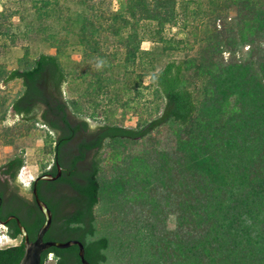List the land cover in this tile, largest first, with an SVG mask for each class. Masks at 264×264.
<instances>
[{"label":"trees","instance_id":"16d2710c","mask_svg":"<svg viewBox=\"0 0 264 264\" xmlns=\"http://www.w3.org/2000/svg\"><path fill=\"white\" fill-rule=\"evenodd\" d=\"M77 1L76 7H82V13L66 17L65 29L78 24L79 44L89 53H98L95 35L99 27L92 19L96 16L87 13L92 9L90 2L95 0ZM263 3L264 0H232L230 5L237 12L240 26L227 24L212 36L216 48L210 46L200 60H168L152 78L154 97L160 104L157 114L136 128H90L81 104L64 96L69 74L59 58L62 42L55 47L56 55L42 53L25 61V51L18 68L7 70L0 65V85L16 81L21 84V91L11 102L0 101V121L10 110L21 117L23 124H39L53 134V160L59 163L62 176L54 183L41 181L37 192L51 211L58 242L77 239L85 246L88 264H105L109 241L106 237L95 239V209L102 202L108 203L122 219L133 203L137 205L134 216L153 218L157 212L175 216L172 233L155 236L156 224L149 223L153 235L141 239L148 240L157 264H264ZM50 4L44 1L42 8ZM121 4L112 22L126 23L127 15L134 26L148 21L164 27L175 19L176 0H122ZM53 11L44 12L45 18ZM12 14L6 17L1 13L0 18L7 20ZM119 31L114 29V35ZM11 33L9 29L2 31L4 36ZM47 36L54 38L49 33ZM238 42L253 45L246 58L237 60L232 56L228 61H216L215 56L223 52L222 43L232 53ZM125 47L131 61L148 55L140 52L135 30ZM191 71L205 79L201 100L197 98L199 88L195 91L189 83ZM162 128L170 129L174 135L175 149L154 151L153 155L144 150L137 156H125L113 168L110 180L101 177L102 151L107 146L117 155L121 152L115 146L141 142ZM4 144H13L12 137ZM22 167L21 156L0 167V224L7 228L11 239L22 238L14 221H8L15 216L34 240L44 217L34 199L19 196L10 183ZM59 185L73 195H56ZM144 233L140 231V235ZM50 252L56 256V264H81L78 249L73 246L49 249L40 264H45ZM23 254V243L0 249V264H19Z\"/></svg>","mask_w":264,"mask_h":264},{"label":"rangeland","instance_id":"374dc122","mask_svg":"<svg viewBox=\"0 0 264 264\" xmlns=\"http://www.w3.org/2000/svg\"><path fill=\"white\" fill-rule=\"evenodd\" d=\"M44 1L51 3L48 8H42ZM77 2L0 0V14L5 13L7 17L9 13H13L7 20L0 18V65L7 70L18 68L25 51L28 52L25 61H31L42 53L56 55L55 47L62 42L64 47L59 58L62 67L69 74L65 85V98L81 104L83 118L92 126L136 128L155 117L160 104L154 97L153 75L171 59L200 60L206 49L210 46L216 48V40L212 36L222 31L227 24L236 26L238 23L237 12L230 5L232 0H176L174 22L164 27L148 21H141L134 26V21L127 15L125 19L128 24L120 20L112 22L111 17L121 11L122 0H95L90 2L93 10L89 9L87 13L96 16V19H92L99 27L95 35L99 51L89 53L79 44L78 24H73L72 28L69 26V30L65 29L68 26L66 17L76 12L82 13V7H76ZM52 9L54 11L45 18L44 12ZM261 10L264 11V3ZM30 28L34 31L27 32ZM116 28L120 29L118 35L113 33ZM5 29L12 33L2 35ZM134 30L138 35L140 52L148 55L143 58L137 56L131 61L125 42ZM48 33L54 35L52 40L47 39ZM252 47L253 45L238 42L236 49L230 53L228 47L222 43L223 52L215 56V59L228 61L235 56V59L242 60ZM106 67H109L108 71H105ZM188 76L191 87L195 91L199 88L197 98L201 100L200 89L202 90L204 77H197L192 71ZM94 87H97L96 90ZM0 88V101L8 99L11 102L21 91V84L16 81L6 86L0 85ZM10 113L9 110L5 119L0 121V167L14 157L21 156L24 167L20 169L18 180L24 187H28L52 165L53 134L39 124L34 126L21 121L12 124L9 121ZM11 137L13 144H4ZM115 147L121 153L114 155L115 151L110 146L102 151L100 175L103 179L110 180L113 168L117 163L121 164L125 156H137L144 150H148L149 155H153L154 151H169L175 149L176 141L170 129L162 128L141 142ZM128 207L132 210L122 218L124 222L119 218V211L113 210L108 203L102 202L95 209V239L106 237L109 241V247L104 252L105 264H157L156 257L152 256L155 252L149 247L148 240L141 239H149L153 235V231L147 226L149 223L156 224L155 236L172 233L176 228L175 216L164 213L161 215L158 212L155 214H160L157 220L155 216H134L133 208L137 205L132 203ZM140 231L145 233L140 235ZM6 233L7 228L0 224V249L19 245L21 237L10 239ZM45 264H55L54 257L48 255Z\"/></svg>","mask_w":264,"mask_h":264},{"label":"water","instance_id":"95a60500","mask_svg":"<svg viewBox=\"0 0 264 264\" xmlns=\"http://www.w3.org/2000/svg\"><path fill=\"white\" fill-rule=\"evenodd\" d=\"M63 91L65 92V86L63 88ZM64 96H65V94H64ZM9 121L13 124V123H16L18 121H21V117L13 114L11 111L10 116H9ZM89 126L91 129L97 127V126H92L90 124H89ZM57 167H58L57 176L53 177L52 175H49V174H43L36 179L35 185L38 181L52 182V181H55L56 179H58L61 171H60V167L59 166H57ZM18 176H19V173L17 174L15 181L10 182V183L15 188H17V192H18L19 196L29 200L30 196H31L30 192H29L30 186L24 187L20 183V181L18 180ZM33 195H34L35 203H36L39 211L41 212V214L44 217V223L41 226V228L39 229L34 242H29L28 234H27L25 228L22 226L20 220L17 217L11 216L8 219V221L13 220L15 222L18 230L21 233V236L24 239V241H23L24 254H23V258L19 264H40L41 255L43 252H46L47 250H49L51 248L61 250V249H68L72 246H76L78 248V257L81 261V264H88V262L84 258V246L79 241H68L65 243H62V242H46L45 243V242H43V237L48 232V230L51 226V223H52V214H51V211L48 209L47 205L39 199L36 187H34ZM6 235L8 236L7 233H6Z\"/></svg>","mask_w":264,"mask_h":264},{"label":"flooded vegetation","instance_id":"af4514ba","mask_svg":"<svg viewBox=\"0 0 264 264\" xmlns=\"http://www.w3.org/2000/svg\"><path fill=\"white\" fill-rule=\"evenodd\" d=\"M57 166H59V163L56 161V160H53V162H52V165H51V167H50V169L48 170V171H46V172H44L43 174H49V175H52L53 177H55V176H57V174H58V167ZM60 167V166H59ZM60 171H61V173H60V176H59V178L58 179H56L55 181H52V182H50V183H54V182H56L57 180H59L60 178H61V176H62V169H61V167H60ZM42 174V175H43ZM38 178V177H37ZM36 178V179H37ZM3 179H9V178H7V177H3ZM36 179L30 184V187H29V189L32 191V193H30V199L29 200H32V199H34V195H33V190H34V187H36V190H37V188L39 187V183L41 182V181H38L37 183H36V185H35V182H36ZM60 186V188L58 189V192H56V195H60V196H62V195H66V196H72L73 194H71V192H70V190H68V188H66L65 186H63V185H59ZM29 190V191H30ZM68 190V191H67ZM37 194H38V192H37ZM39 197V196H38ZM39 199H40V197H39ZM41 200V199H40ZM35 201V200H34ZM42 201V200H41ZM63 209V208H62ZM11 221H13V220H11ZM15 223V222H14ZM23 241H24V239H23V237L21 238V241H20V243H23ZM35 241V239L34 240H31L30 238H29V242H34ZM69 241H79V240H77V239H71V240H69ZM43 242H58L57 241V238L55 237V235H54V231H53V229H52V223H51V226H50V228H49V230H48V232L44 235V237H43ZM62 243H65V242H68V241H61ZM79 242H81V241H79ZM19 243V244H20ZM83 245V244H82ZM84 246V245H83ZM73 247H76V246H73ZM77 248V247H76ZM84 248H85V246H84ZM78 249V248H77ZM48 251V250H47ZM45 252H43L42 253V255L44 254ZM42 255H41V257H42ZM48 255H52L53 257H54V259H55V264L57 263V258H56V256H55V254L53 253V252H50L49 254H47V258H48Z\"/></svg>","mask_w":264,"mask_h":264}]
</instances>
